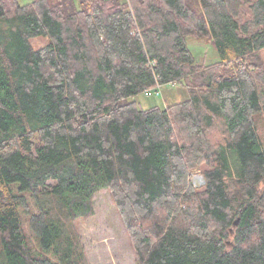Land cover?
Returning <instances> with one entry per match:
<instances>
[{
  "label": "trees",
  "instance_id": "16d2710c",
  "mask_svg": "<svg viewBox=\"0 0 264 264\" xmlns=\"http://www.w3.org/2000/svg\"><path fill=\"white\" fill-rule=\"evenodd\" d=\"M263 49L264 0H0L6 264H82L67 223L101 190L136 264H264ZM156 85L181 100L139 108Z\"/></svg>",
  "mask_w": 264,
  "mask_h": 264
},
{
  "label": "rangeland",
  "instance_id": "374dc122",
  "mask_svg": "<svg viewBox=\"0 0 264 264\" xmlns=\"http://www.w3.org/2000/svg\"><path fill=\"white\" fill-rule=\"evenodd\" d=\"M21 5L31 0H19ZM124 2L125 0H120ZM48 44L44 37L31 41L34 49H39ZM187 47L198 64H209L218 60V54L213 46L205 40L187 39ZM264 60V49L261 50ZM158 97H145L143 94L134 98L141 109H149L154 106L165 105L181 100V91L176 86H164ZM258 135L264 146V123L259 121L257 125ZM192 183L195 186L203 182L199 172L192 174ZM17 192L18 185H12ZM32 207L34 206L31 204ZM24 231L33 248L36 247L38 237L30 230L27 218L23 216ZM66 229L74 235L78 241V248L83 254L82 264H136V253L131 246L128 235L118 213L114 207L110 194L106 190L97 192L93 197V215L87 219H77L67 223ZM0 264H6L0 246Z\"/></svg>",
  "mask_w": 264,
  "mask_h": 264
},
{
  "label": "built area",
  "instance_id": "2783aa9c",
  "mask_svg": "<svg viewBox=\"0 0 264 264\" xmlns=\"http://www.w3.org/2000/svg\"><path fill=\"white\" fill-rule=\"evenodd\" d=\"M145 97H158L161 95V86L156 85L154 88L147 90L143 94Z\"/></svg>",
  "mask_w": 264,
  "mask_h": 264
},
{
  "label": "water",
  "instance_id": "95a60500",
  "mask_svg": "<svg viewBox=\"0 0 264 264\" xmlns=\"http://www.w3.org/2000/svg\"><path fill=\"white\" fill-rule=\"evenodd\" d=\"M239 219H236V221L234 222V225H238Z\"/></svg>",
  "mask_w": 264,
  "mask_h": 264
}]
</instances>
